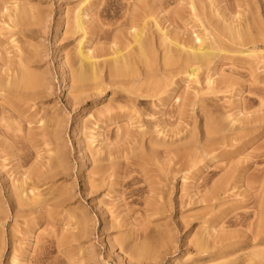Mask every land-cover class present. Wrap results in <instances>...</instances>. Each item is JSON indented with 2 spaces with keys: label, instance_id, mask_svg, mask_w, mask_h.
<instances>
[{
  "label": "bare ground",
  "instance_id": "6f19581e",
  "mask_svg": "<svg viewBox=\"0 0 264 264\" xmlns=\"http://www.w3.org/2000/svg\"><path fill=\"white\" fill-rule=\"evenodd\" d=\"M245 1L249 3V0ZM19 2L20 1H18V3ZM21 2L22 3L19 4L22 6L16 2L17 4H14V7L7 9L8 12L5 15V19L0 20L2 25L5 24L8 30H12L13 34L10 31L9 34L12 35H10V37L13 43L16 42L15 44H19L17 41L19 35L20 38L21 35L26 36V32L28 31L26 28L27 23L30 24V19L25 23L26 19L30 17V13L28 12L35 10L32 7L28 9L27 5H23L24 0H21ZM26 2H29V0H26ZM202 2H204V0H175L176 6L181 4L182 6L189 7L190 14L195 20L197 19L203 28L205 39H202L199 32L198 34L197 32L194 33L191 31L194 35H190L193 36L191 37L193 41L190 39L193 44H190L189 41L190 45L188 42H184V39L180 41L181 39L177 40L178 37H176V39L174 36V38L171 37L167 30L168 28L166 27L164 30L163 27L160 26L156 20V15L157 13L166 14L167 10L162 3H157L154 0H129L125 7H123L125 11L122 18L124 17L125 19L114 22L112 24L116 25L114 29H104L105 26L103 25L107 23L103 22L101 26L100 23L102 21L99 20L98 22V17L100 16L96 18V22H98L101 27H98V25L95 24L96 22L93 23V20L91 22V12L94 8V3L91 4L90 0H81L78 6L75 5L77 8H74L75 17L73 16L74 20H72V22L69 18L66 19V21L70 23L69 26L67 23H65L67 25L64 24L67 28L64 27L66 30H63L64 32L62 31V34L65 33L67 36H73L72 34L77 32L81 33L77 43V57H75L77 58V61H75L76 65L72 61L68 62L70 65L74 95L71 93L72 96L67 100L66 104L72 105L73 108H79L78 113L80 114L85 113L86 109H88L86 108L88 98H91L90 102H92V104L99 101L102 102L103 98H100V95L102 93H107L109 87L112 88V96L108 104H106L107 106L105 105L106 107L104 106L105 108L100 109V111L94 109L95 112L92 110L94 113L98 114L93 115L94 113L90 112L92 113V118H88L90 120L87 122L83 120L84 118H80L79 114H77L74 119V132H77L75 135V146L78 153L82 152L80 166L84 167L89 164L88 167H90V170L86 172L85 175L83 174V193L95 203V206L102 215H104L106 211L109 210L107 206H116V201L125 205L127 204V197H132L136 192V189L131 186L135 184V178L140 176L142 180L149 182L146 189L148 193L145 200L146 210L142 217L150 224V222L154 220L152 219L154 215H163L166 211L168 212L169 207L172 212V208H174V206L176 207V202L172 197L176 182L179 179L183 181L191 180L190 187L195 190L194 195L197 196V198L193 200L201 203L200 216L195 218L200 221V227L193 232L192 238L190 239V243L195 248L197 254V258H194L197 264H264V178L261 180L255 175H251V177H256V179L254 180V178L249 176L252 181H245L241 171L233 165H230L229 169L224 174L220 175L219 178H215L217 176L216 172L205 173L204 175V169L208 166L205 163V158H207V162L214 160L217 157H211V155L229 145L234 148L231 150H222L223 154L232 156V154L243 151L247 145L253 142L252 140L256 136L253 134L262 126V118L260 119L259 117L257 119L253 115L248 117L245 116L250 113V108L254 106L251 107L247 99L246 101L242 100L243 97L242 95L240 96V88L236 94L237 96L239 95L240 98L235 101V106L231 104L228 105V107L222 106V109L220 107L222 112L218 109L219 107L215 104L217 97L213 99L209 94L218 96V93L226 92V89L230 88L231 84L227 83L225 80L220 83L219 81L215 83L214 81L216 79L212 80L213 78L211 79L206 76L208 79L204 84L207 85V93H197L198 87L197 90L195 89L196 94L189 98H186L178 92L177 86L180 82L178 83L176 81V77L179 75H182V77L186 75L187 78L190 79L195 78L196 80H194V82L199 81L197 78L200 75V70L216 58L223 57L225 53H238L245 56L243 60L246 62L256 63L263 53L257 44L259 42H264V30L262 28H256L257 24L255 18L257 17L253 19L252 16L251 18L248 16L249 18L247 17L246 20L240 17L242 13H240V16L238 15L239 12L236 13L237 15L234 13L233 16L229 13L226 18H223L224 23L222 24H219L218 21L216 23L211 22L207 24L204 20V7L206 4ZM124 4L123 2V6ZM238 6L241 5L239 4ZM120 10L123 12L122 9ZM182 12H184L183 9H178L175 15L181 17ZM90 23H93L91 27L89 26ZM62 25V21L59 20L57 23V32L61 29ZM258 26L261 27L260 23ZM2 28L5 27L2 26ZM154 28H156V34ZM131 29L134 32V34L132 33L133 36H131L132 39L134 37V43L131 42L132 44L128 46L129 49L123 51L121 48L120 50L122 46L119 47L118 45L117 47L119 48H117L116 45L119 43L114 42L112 45H115L114 50L115 47L117 49L115 51L111 46L109 48L102 47L95 52L93 49L91 53L92 49L86 47V43H88L93 36H96V39L100 41L101 39H105V35L109 32L112 33L116 31L115 35L117 33L123 35L122 33H124L125 30L131 31ZM254 29H256V31ZM131 32L129 34H131ZM12 37L15 39H12ZM113 38L116 39L118 37L116 35ZM7 40L8 38L6 41ZM22 42L26 41H21L19 44L20 46L14 45L17 47V53L19 52L20 54H17L19 55L20 61L17 65H19L20 68L15 66L17 68H14L17 70L15 74V70H11L12 72H10V70L8 71L10 67L8 66V69L5 67L7 72L5 71V73L0 76H3L0 78V96H2L3 92L7 89L15 91L14 94L16 95L20 92L23 93L22 91L31 88L35 84V87H37V83L38 85L41 83V78L38 77L39 72L37 73L38 75H35L38 77V79H36L37 81H34L35 77L33 76L36 71L33 73L34 70H30L32 68L29 69V65L32 64V59L35 60L36 56L40 53H38V51L33 53H31L32 51H28L32 55L30 53V55H26L28 52L24 46H21ZM197 42H199V44H196ZM203 42H205L206 45ZM6 44L8 45L9 43ZM6 44L0 39V48L1 46L7 47ZM21 47L24 48V50ZM110 48L114 51L113 55L110 56L111 58H103L100 60L102 57H108ZM123 48L125 47L123 46ZM130 49H134V51L132 52L131 50L130 53ZM1 52L0 49V59H2ZM158 53L160 54L159 60L157 58ZM68 55L67 57H69ZM67 60L68 58L66 61ZM60 63L62 64V61H60ZM2 72H4V70ZM66 72L67 71L61 72L64 91L69 90V83L65 76ZM156 72L160 73V77L154 75ZM143 73L145 76H143ZM32 74L33 76H31ZM184 79L185 78H183V81ZM204 84L203 87H205ZM248 91L258 97L257 105L262 108L264 106V88L252 89L249 87ZM34 96L35 93L28 96V101L36 102L37 97ZM67 96L69 97L68 92ZM140 98L151 100H148L147 106L149 102H154V107L159 108L157 111H152L153 105L151 103L149 104L151 106L150 110H148L149 106L147 107L148 112L142 110L143 113L145 112L143 116L145 115L150 118L154 117V128H152V131V123L151 125L149 124V127L148 123L150 122L148 120L146 124L149 129H147L146 125V129H144V123L141 124L140 118L142 114H140L139 111L141 109L137 106V100ZM186 99L188 102H186ZM255 100L256 98L250 99V97L248 99L249 102H254ZM23 103L26 104L25 102ZM30 105L33 106L31 103ZM124 107H128L132 110V113H130L131 111L129 110L130 116H128L129 114L123 113ZM15 108H17L16 105L11 104L6 98H3L2 101L0 100V123L3 127L1 132L6 136H13V134H9V130H13L11 129L12 126L9 119ZM227 108L228 110H226ZM48 110L52 111V108H48L47 111ZM187 110L195 112V115L192 114V117L190 116L194 119L195 125L192 127L190 126L191 128L189 126L185 127L188 131H185L184 128V134L182 132L183 136L179 135V133H181L179 131V133H176L170 138L168 137L166 141L165 136L167 135L165 131H161V129L158 128L156 122L157 115L161 114V116H166L171 114L172 116L177 115L181 118ZM197 110L198 112H196ZM231 110L235 112H231ZM57 111L58 109L56 112ZM89 111L91 110L89 109ZM38 113L39 111L33 115L36 116ZM45 114L42 116L38 114L37 117L41 118H36L34 121L30 120V122L35 123V121L38 120L43 123L44 126H49V124L44 122L49 114H47V117L44 119L43 116H46ZM89 115L88 117H90ZM225 116L226 118L229 116L230 119H226ZM32 117L34 118V116ZM123 117L132 120L131 125H133V129L131 127V132V129L127 127H120L118 121ZM49 118L50 120L48 123H50L51 129L49 132L47 130V134L52 133V137L49 134L52 141L48 139L46 144L54 145L51 147L53 150L49 149V152L55 155H49V157H51H48L47 161L48 159L52 162L56 160L57 163L54 161V164L51 165L52 162L48 161V165H51L49 168L51 169L48 168L43 170L45 162H42V158L45 159V157L38 151H36L34 155H28V158L33 161L30 171H23L22 175L24 178L21 179L22 182H19L21 185H16L15 180H13L14 182L12 181V183L13 187L15 185V189L8 193L9 198L11 197L14 199L12 202L15 206L20 207L23 206V204H28L30 206H40V209H42V205L49 202L61 206L72 199V193H70L68 187L56 189L58 192L57 196L50 200H43L40 190L37 193L34 192L32 195H29V191L33 192L35 189H39V183L47 184L49 179L54 178V175L50 176L51 171H55V176H57L60 171V174L68 173L67 171L70 168L67 166L68 155L64 152L66 143L62 134V131H64L63 123L66 122L59 118V114L57 113H52L48 119ZM151 120L152 119H150V121ZM82 122L86 123L81 125ZM163 122H166V120ZM198 122L199 125L202 126L201 128L196 124ZM14 123L15 121L13 124ZM237 123H239V125ZM44 126L39 129L41 130ZM113 126H117V129H115V134L112 137L111 132ZM198 126L200 129L196 131ZM14 127L18 130L16 125ZM46 128H44L45 131ZM139 128H141V130ZM42 130L41 132L43 133L44 130ZM44 134L45 136L47 135L46 132H44L42 136H44ZM77 135L80 136L77 137ZM43 138L47 139L46 137ZM95 141H97L96 144L98 143V149L94 148V150H92L91 145ZM86 143H88V145ZM25 145L21 148L25 147ZM29 146L28 148L32 149L36 147L33 139H31ZM171 153H174L175 156H171ZM178 153H181V155ZM232 159L226 156V160L228 161L227 164H229ZM204 160L205 162L202 163ZM227 164L220 167V169H225ZM48 165L46 164V166ZM154 166L157 168L154 169ZM19 167H21V165ZM128 167L130 168L129 173L136 174L137 176L131 175L132 177H130V175H127L126 169ZM262 171H264V169ZM260 175L261 174L257 176L261 178L263 175ZM127 178H129V180H127ZM17 180L19 181V179ZM256 183H258L257 186H254ZM242 187H244V190L241 192L240 189H242ZM49 190L51 189L49 188ZM234 190L237 191L235 192ZM51 193L53 192L51 191ZM105 194L114 200H112V202L103 201L102 197ZM235 196H240L241 199L232 204L230 200H233ZM192 198L193 196H191L190 199L192 200ZM9 201L11 200H8V203ZM190 202H188V204ZM1 205L2 202L0 201V207ZM185 205L186 203L184 204L183 202L178 203V220H180L183 226H186L187 223L189 224L194 216L188 215L185 211H182ZM104 206L106 208H104ZM76 209L77 208H74L73 210L76 211ZM70 212L73 216V211ZM88 217L87 213H79V216L77 213L76 218L78 219L76 222L80 228H78L79 236L77 235L78 232L75 234L77 237H82V233L80 234L82 229L81 225L84 226L87 223ZM16 218L17 215L15 214V219ZM72 218H75V215ZM136 220L139 222V219ZM175 222L177 221L175 220ZM122 226L123 225L120 224L119 227ZM159 230H161L158 236L160 242H167L172 239L169 230ZM147 232L148 228H144L141 232H135L134 234L136 237L144 236L145 238L148 236L149 232ZM38 241L39 239L36 237L35 242L38 243ZM1 249L2 236L0 234V250ZM139 251V247H135L133 253L137 254ZM13 253L11 260L12 264H20L22 260L26 262L25 264H33L35 261V259L30 258L28 255L21 260L15 251Z\"/></svg>",
  "mask_w": 264,
  "mask_h": 264
},
{
  "label": "rangeland",
  "instance_id": "374dc122",
  "mask_svg": "<svg viewBox=\"0 0 264 264\" xmlns=\"http://www.w3.org/2000/svg\"><path fill=\"white\" fill-rule=\"evenodd\" d=\"M18 1H20L19 3H22L21 0H0V20L5 19V15L8 12L7 9L14 7V4L16 5ZM80 1L81 0H29V2H26V0H24L23 3V5L25 4L28 6V9L32 7L35 10H33L32 12H28L30 13V17L26 19L25 23H27L30 19V24L27 23L26 28L28 29V31L26 32V36L21 35V38H23L21 39L20 35L18 34L19 36H17L19 37L18 39L20 41L18 39L17 41L19 42V44L21 41H26L22 42L21 46H24L27 52L32 51L31 53H33L35 51H38V53H40L36 56L35 60L32 59V64L29 65V69L32 68L30 70H34L33 73L36 71V73H34V76L33 74L31 76L35 77L34 81L38 79V77H40L41 79H39L41 80V83L39 85L37 83V87H35V84L31 88L22 91L23 93L20 92L19 94H16L20 96H16L14 94L15 91L8 89L3 92L2 96H0L1 101L3 98H6L11 102V104L16 105L17 107L15 108L9 119V122L12 126L11 129H13L11 131L9 130V134H13L14 138L11 135H8V137L4 135L3 132H1L3 130V127L0 123V201L2 202V205L0 207V234L2 236L0 264H12L11 260L14 251L21 260L27 255L30 258L35 259L33 264H197V262L194 260V258H197V254L195 248L190 243V239L192 238L193 232L198 230L200 227V221L195 218L200 216L201 203L193 200L196 199L197 196L194 195L195 190L190 187L191 180L183 181L179 179L176 182L175 191L172 195L176 202V207L174 206V208H172V212L171 208L169 207L168 212L166 211L163 215H154V217L152 218L154 220H152L150 224H148V222L142 217V215H144L145 213L144 211L146 210L145 200L148 196L146 189L149 182L142 180L140 176L135 178V184L131 186L136 189V192L132 197H127V204L125 205L121 202L116 201V206H107L109 210L106 211L104 215H102L99 209L95 206V203L92 202L90 198L83 193V174L85 175L86 172L90 170V167H88L89 164L84 167L80 166L82 152L78 153L75 146V135L77 134V132H74V119L75 116L79 114L80 118H84L83 120L87 122L92 118V113L90 112H93L95 110L100 111V109H104L107 106L106 104H108L110 97L112 96V88L109 87L107 89V93H102L100 95V98L102 97L104 102L99 101L100 103L96 102L92 104V102H90L91 98H88V104L86 105V108L88 109H86L85 113L80 114L78 113L79 108H73L72 105L66 104L67 100L71 98L72 94L74 95L72 86L73 84L70 75V65L68 64V62L72 61L73 63H75V61H77V58L75 57H77V43L78 39L81 36V33L77 32L75 34H72L73 36H67L65 33L62 34V31L66 30L65 28H67V26L65 27V25L68 24L69 26L70 22L68 23L66 21L67 18H69L71 22L72 20H74V10L77 8ZM128 1L129 0H90L91 4L94 3V8L91 12V22L93 20V23H95L96 18L100 16L98 17V22L99 20L102 21V24L100 23V25L102 26L103 22L107 23L106 25H103L105 26L104 29H114L116 27V25H112L114 22L125 19L124 17L122 18V15L125 11L123 10L125 9L123 7H125ZM154 1H156L157 3H162L167 10L166 14L157 13L156 20L164 30L166 29V27L168 28L167 30L169 31L171 37L174 36L175 39L176 37H178L177 40L181 39L180 41H183L184 39V42H188L189 44L191 37H193L190 35H194L192 32H199L200 34H198L201 35L202 39H205L203 28L201 27L197 19L195 20V18H193L190 14L191 12L189 7L182 6L181 4L176 6L175 0ZM123 2L125 3L124 6ZM202 3L206 4L204 7V20L207 22V24H210L211 22L216 23L217 21L219 22V24H222L224 23L223 18H226L229 13L233 16L234 13L236 14L237 12H239L238 15L240 16V13H242V16L240 17L244 19H246L248 16L250 18L252 16L253 19L254 17H257L255 18L257 24L256 28H262L264 30V0H249V3H247V1L245 0H204V2ZM239 4L241 6H238ZM19 5L22 6L21 4ZM120 9H122L123 12H121ZM178 9L184 10L181 17L175 15L176 10ZM59 20L62 21L63 25L57 32V23ZM98 22H96L95 24H97L99 27L100 25ZM93 23H90L89 26L91 27ZM259 23L261 27L258 26ZM2 26H4L6 29L2 28ZM0 30V39L4 41V44L9 43L8 45L6 44L7 47L4 46V48L3 46H1L0 48L2 51V59H0V76L5 73V71L7 72L8 66L10 67L8 71L10 70V72H12L15 70L14 73L16 74V67L20 68V66L17 65L20 62V54L19 52L17 53L16 46L20 45L15 44L16 42H12L10 37L11 34H9L10 30H8L5 24L2 25L1 21ZM154 30L156 34V28H154ZM254 30L256 31V29ZM131 31L125 30L124 33H122L123 35L117 33L116 35L118 38L116 39L113 38L114 36H116V31L107 33L105 35L106 38L101 39L100 41L96 39V36H93L91 40L86 43V47L92 49H90L91 53L93 49L95 52L102 47L109 48L112 46L114 50L115 45H112V43L114 42L119 43L116 45V47L118 45L119 47L122 46L120 47V50L122 48L124 51L125 49H129L128 46L134 43V37L133 39L131 37L133 36L134 32L132 29ZM10 32H12V30ZM130 32L131 34H133H129ZM4 36L8 38L7 41V38ZM14 37H12V39H15ZM191 41L193 40L191 39ZM191 41L190 44H193V42ZM203 43L206 45L205 42ZM196 44H199V42H197ZM257 45L263 53L262 56L258 58V61H256V63L246 62L245 60H243L245 56L238 53H225L223 57L216 58L210 64L204 66L202 68L203 70H200V75L197 78V80L199 79V81L194 82V80H196L195 78L190 79L187 78L186 75H183L184 77H182V75L176 77V81L178 83L180 82L177 86L178 92L186 98L193 97L196 94V90L198 87L199 88L197 93L206 92L207 85H205L204 83L207 82L208 78H213L212 80L216 79L214 81L215 83L218 81L220 83L225 80L227 83L231 84L230 88L226 89V92L218 93V96L209 94L213 97V99H216L217 97V103L215 102V104H217L216 106L219 107L218 109L220 110V107L222 109V106L228 107V105L230 104L232 106H235V101L238 100L242 95L243 101H246L247 99V102L251 104L250 106H254L250 108L251 110L249 109L250 113L245 116L248 117L253 115L257 119L259 117L260 119L262 118V126H260L253 134L256 135L252 140L253 142L247 145L243 151L232 154V156L223 154L222 150H231L232 148H234L233 146L229 145L227 147L221 148L220 151H217L215 154L211 155V157H217L214 160L207 162V158H205L206 162L204 160L202 161V163L205 162L208 166L204 169V175L205 173L216 172L217 176L215 178H219L220 175L224 174L229 169L230 165H233L241 171L243 178H245V181L247 180L248 182H251V178H254L255 180L256 177L261 180L264 178V171H262L264 169V106L260 108L257 105L258 97L253 93H249L248 91L249 87H251L252 89L264 88V42H259ZM123 46L125 48H123ZM116 47L115 50H117ZM24 48L22 49L24 50ZM113 50H111L110 48L108 57H102L100 58V60H102L103 58H111L110 56H112L113 52L115 51ZM131 50L132 52L134 51V49H130V53ZM29 53L30 52H28V54L26 55L31 54ZM66 53L67 55L69 54V57H67ZM159 55L160 54L158 53V60ZM67 58L68 60L66 61ZM60 61H62V64L60 63ZM2 67H7V69H3ZM1 69L2 71L4 70V72H2ZM62 71H67L65 76L69 83L68 91L63 90L64 85L61 76ZM35 75H38V77ZM154 75H158L160 77V73L158 72H156V74ZM143 76H145L144 73ZM183 78H185L184 81ZM189 79L190 81L188 82ZM203 84L205 87H203ZM239 88L241 89V93L240 96H237L236 94L238 93ZM67 92L69 94V97L67 96ZM33 93H35L34 97H37L36 102L28 101L27 99V97L33 95ZM249 97L250 99L256 98V102H249ZM148 100L151 101L150 99L140 98L139 100H137V106L141 109L139 110L140 114H142L140 118L141 124L144 123L143 126L144 129H146V123H148V120L150 122L148 123V126L150 127L151 123L153 125H151L152 131V128H154V117L150 118L146 117L145 115V117L143 116L145 112H148V110H150L151 106L149 104H154V102H149L148 107ZM23 102H25L26 104H24ZM186 102H188L187 99ZM30 103L33 104V106L30 105ZM48 108H52V111H47ZM126 108L128 107H124L123 113L127 115L130 111V113H132V110H130V108ZM57 109L58 111L56 112ZM89 109L91 111H89ZM152 109V111L159 110V108L154 107V105L152 106ZM142 110H144L145 112L143 113ZM223 110L225 111L224 108ZM226 110H228V108ZM38 111L39 116L44 115L46 112V116H43L44 119L45 117H47V114H49L48 117H50L52 113H57L59 114V118L63 119V121L66 122L63 123L64 131H62V134L66 143L64 152L68 155L67 166L70 168L67 171L68 173L60 174L61 171L59 173L57 171V176H55V171H51L50 176L54 175V178L49 179L47 184L39 183V189H35V191L33 192L29 191V195H32L34 192L37 193L40 190V193L42 192V199L50 200L57 196L58 192L56 191V189H59L60 187H68L70 189V193H72V199H70L64 205L57 206L49 202L42 205V209H40V206H30L28 204H23V206L20 207L15 206L12 202L14 201V199H12L11 197L9 198L8 196L9 191L15 189V185L13 187L12 181L15 180L16 185H21V183L19 182H22L21 179L24 178V176L22 175L23 171H30L33 161L28 158L29 154L34 155L35 152L38 151L45 157V159L42 158V162H45L44 169L42 168L43 170L48 169L49 166L51 167V165L54 164V161L57 163V161L54 160L55 158L52 159L54 160L53 162L48 159L49 162H52L51 165H48L49 163L47 161L49 155H55L54 153L49 152V149L53 150V148L51 147H53L54 145L46 144V141L48 139L52 141V139H50V136L52 137V133H49L50 136L49 134H47L51 129L50 123H48L50 118L48 119L47 117V119L44 120V122L49 124V126H44L43 123L38 120L35 121V123L30 122V120L34 121L36 120V118H41L37 117L38 114L36 116L33 115ZM220 111L222 112V110ZM196 112H198V110ZM231 112L235 111L231 110ZM95 114L98 113H94L93 115ZM192 114L195 115V112L187 110V112L182 115L181 118L176 114H173L176 116H172L171 114H168L166 116H161V114L157 115L156 122L158 128L161 129V131H165L167 135L165 136L166 141L168 140V137L170 138L176 133H179V131L181 132L179 133V135L183 136L182 132L184 130H187V128L185 127H192L193 125H195L194 119L191 118ZM88 115L90 117H88ZM32 116H34V118ZM128 116H130V114ZM150 119H152L151 121L153 122H151ZM226 119H230V117L228 116V118ZM164 120H166V122H163ZM12 121H15V123H17L14 124L16 125L18 130L15 129V125ZM83 122L81 123V125L86 123ZM131 122L132 120H128L126 117H123L118 121L120 127L123 126L129 129H131L132 127L133 129V125H131ZM40 123L42 124V126ZM196 124L199 125V122ZM237 124L239 125V123ZM43 126L44 128H46V126L48 128H46V131L44 130V128H42L44 132H46V136L45 134L44 136H42L44 132L42 133V129H39ZM199 126L196 131H198L202 127L200 126L199 128ZM112 128L114 129H112L111 132V135L113 137L117 126H113ZM132 129L130 130V132L132 131ZM139 129L141 130V128ZM147 129L149 128L147 127ZM79 136L80 135H77V137ZM43 137H46L47 139H44ZM31 139L34 140V143L36 145V147L33 149L28 148L30 147L29 145ZM96 142L97 141H95L91 145L92 150H94V148L98 149V143L96 144ZM86 144L88 145V143ZM24 145L25 147L21 148ZM178 154L181 155V153ZM171 156H175V154L171 153ZM226 156L231 157V159L233 158L229 164H227L228 161L226 160ZM46 164L48 166H46ZM226 164L227 166L225 167V169H220V167ZM20 165L21 167H19ZM156 168L157 167L154 166V169ZM129 169V167L126 169L127 175H130V177L137 176L136 174H130ZM259 174L263 176L260 178L257 176ZM251 175H255L256 177H251ZM17 179H19V181ZM127 180H129V178H127ZM257 184L258 183H256V185L254 184V186H257ZM49 188L51 190H49ZM243 190L244 187L240 189L241 192ZM51 191L53 193H51ZM234 191L236 192L237 190ZM191 196H193L192 200L190 199ZM239 199H241L240 196H235L233 197V200H230V202L233 204L234 202L236 203V201ZM8 200L11 201H9L8 203ZM102 200L105 202H112V200L114 199L105 194L102 197ZM181 202H183L184 204L186 203L185 207L182 208V211H185L188 215H194L193 219H191V222L189 224L187 223L186 226H183V224L180 223V220H178V203ZM188 202L190 203L188 204ZM74 208H77L78 210L76 209V211H74ZM104 208L106 207L104 206ZM69 210L73 211V216ZM77 213L78 216L79 213H87L89 216L87 218V223L84 226L81 225L82 229L80 234L82 233V237H77L75 235L78 232L77 235L79 236L78 230L80 229L79 225L76 222L78 219L76 218ZM15 214L17 215L16 219ZM74 215L76 220L75 218H72L74 217ZM136 219H139V222H137ZM175 220L177 222H175ZM120 224H122L123 226L119 227ZM144 228H148V232L150 234L147 232L148 236H146L145 238L144 236L136 237L134 233L141 232V230H143ZM159 229H163L162 231L169 230L172 235V239L167 242H160L158 240V236L161 233V230ZM36 237H38L39 239L38 243L35 242ZM135 247H139L140 249L137 254L133 253ZM25 263L26 262L22 260L20 264Z\"/></svg>",
  "mask_w": 264,
  "mask_h": 264
}]
</instances>
